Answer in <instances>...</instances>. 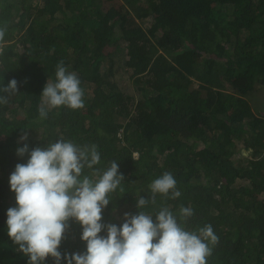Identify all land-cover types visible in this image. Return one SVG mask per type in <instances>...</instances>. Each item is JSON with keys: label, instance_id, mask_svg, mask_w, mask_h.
<instances>
[{"label": "trees", "instance_id": "16d2710c", "mask_svg": "<svg viewBox=\"0 0 264 264\" xmlns=\"http://www.w3.org/2000/svg\"><path fill=\"white\" fill-rule=\"evenodd\" d=\"M111 1L0 0V82L17 81L0 105V264L28 259L6 226L9 176L28 158L16 149L58 136L95 144L97 168L116 160L124 192L110 194L103 223L136 214L138 195L171 172L180 197L157 195L144 211L192 208L185 226L211 224L218 237L207 264H264V0ZM60 62L77 73L84 106L41 121L40 94ZM80 234L70 219L59 251L83 253Z\"/></svg>", "mask_w": 264, "mask_h": 264}, {"label": "clouds", "instance_id": "9594fccd", "mask_svg": "<svg viewBox=\"0 0 264 264\" xmlns=\"http://www.w3.org/2000/svg\"><path fill=\"white\" fill-rule=\"evenodd\" d=\"M6 26L0 25V41ZM17 93V81L0 82V105ZM84 90L74 71L60 62L54 77L47 79L40 94L38 117L48 118L52 110L80 109ZM47 136V135H41ZM27 139V133L20 137ZM25 163H17L9 176L15 206L6 211L7 234L18 251L27 256V264H43L54 258L55 264H207L218 237L211 224L189 230L185 223L193 209L181 206L173 212L160 206L146 212L156 196L178 198L181 192L171 172H163L148 185L149 198H136V214L124 213L120 225L102 222V210L110 203V194L124 192L123 174L116 160L104 169L97 168L100 153L95 144H77L59 137L43 147L29 149L27 143L16 149ZM88 174H85V170ZM155 214V218H153ZM72 219L81 226L83 253L59 251L63 234Z\"/></svg>", "mask_w": 264, "mask_h": 264}, {"label": "rangeland", "instance_id": "374dc122", "mask_svg": "<svg viewBox=\"0 0 264 264\" xmlns=\"http://www.w3.org/2000/svg\"><path fill=\"white\" fill-rule=\"evenodd\" d=\"M122 3L121 0H113L111 2H107L106 4L109 6L110 4L113 7L119 6ZM117 81H119V84L122 87H126L127 89H129V91H131L132 88V84L129 80V76H128V72L125 68H120V72L118 73V75L116 76ZM226 89H229L228 87H225ZM245 152V151H244ZM248 152H245V154Z\"/></svg>", "mask_w": 264, "mask_h": 264}]
</instances>
